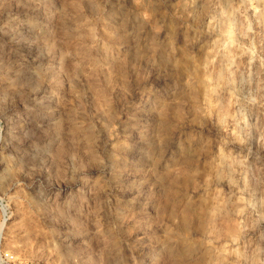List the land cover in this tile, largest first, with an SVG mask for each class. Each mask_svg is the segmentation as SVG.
Returning a JSON list of instances; mask_svg holds the SVG:
<instances>
[{"label": "rangeland", "instance_id": "obj_1", "mask_svg": "<svg viewBox=\"0 0 264 264\" xmlns=\"http://www.w3.org/2000/svg\"><path fill=\"white\" fill-rule=\"evenodd\" d=\"M0 264H264V0H0Z\"/></svg>", "mask_w": 264, "mask_h": 264}]
</instances>
